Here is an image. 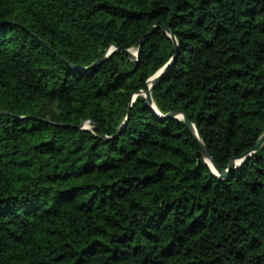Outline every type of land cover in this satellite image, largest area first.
<instances>
[{
    "label": "trees",
    "instance_id": "obj_1",
    "mask_svg": "<svg viewBox=\"0 0 264 264\" xmlns=\"http://www.w3.org/2000/svg\"><path fill=\"white\" fill-rule=\"evenodd\" d=\"M263 135L264 0H0V264H264Z\"/></svg>",
    "mask_w": 264,
    "mask_h": 264
},
{
    "label": "water",
    "instance_id": "obj_2",
    "mask_svg": "<svg viewBox=\"0 0 264 264\" xmlns=\"http://www.w3.org/2000/svg\"><path fill=\"white\" fill-rule=\"evenodd\" d=\"M155 31V28H152L148 34H147V37H149L153 32ZM169 33V31H168ZM171 38H174L173 35H170ZM142 45H143V41L141 42L139 48L136 50V58H132V54H131V51L132 50H121L125 55H128L130 56L134 61H138L139 57H140V53H141V48H142ZM117 50L116 47H114L113 49H111L110 51H108L107 55L103 58V59H106L108 57H110L112 55V53H114L115 51ZM99 63V62H98ZM167 72V69L166 67H164L162 70H160L159 73L156 74V76H154L150 82H149V86H148V90L146 92H142L141 94L144 96V98L146 99V104L151 106L155 112L160 116L159 112L157 111L155 105H154V102L152 100V90L154 88V85L157 84L163 77L164 75L166 74ZM138 95H136L133 99V102L135 101L136 97ZM168 118H176L180 121H183L187 127V129L193 134V136L195 137L197 143H198V146H199V149H200V152L202 153L203 155V158L205 160V162L207 163V159L211 160V163H212V167L210 166V168L218 175V177L220 178H224L226 177V175L233 170L234 166L235 165H238L242 159H239V160H235L233 162L230 163L229 165V168L226 170V171H223L221 169H219L216 164L212 161V158L205 146V144L203 143L202 139L200 138V136L198 135V132L196 130V127L190 122L188 116L186 115V113L182 112V111H178V112H173V113H170L168 116ZM264 143V135L261 137V139L259 140V142L257 143V146H256V149H258L259 147H261V145Z\"/></svg>",
    "mask_w": 264,
    "mask_h": 264
},
{
    "label": "rangeland",
    "instance_id": "obj_3",
    "mask_svg": "<svg viewBox=\"0 0 264 264\" xmlns=\"http://www.w3.org/2000/svg\"><path fill=\"white\" fill-rule=\"evenodd\" d=\"M131 54H132L131 57H132L133 59L136 58V50H132V51H131ZM86 127H87V128H90L89 125H86Z\"/></svg>",
    "mask_w": 264,
    "mask_h": 264
},
{
    "label": "bare ground",
    "instance_id": "obj_4",
    "mask_svg": "<svg viewBox=\"0 0 264 264\" xmlns=\"http://www.w3.org/2000/svg\"><path fill=\"white\" fill-rule=\"evenodd\" d=\"M206 161H207V163L212 167L211 160L207 159Z\"/></svg>",
    "mask_w": 264,
    "mask_h": 264
}]
</instances>
